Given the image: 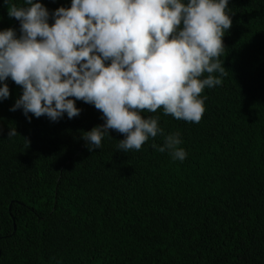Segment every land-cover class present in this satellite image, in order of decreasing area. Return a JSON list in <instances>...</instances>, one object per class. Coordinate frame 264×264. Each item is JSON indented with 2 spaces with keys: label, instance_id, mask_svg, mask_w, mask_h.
Wrapping results in <instances>:
<instances>
[{
  "label": "trees",
  "instance_id": "1",
  "mask_svg": "<svg viewBox=\"0 0 264 264\" xmlns=\"http://www.w3.org/2000/svg\"><path fill=\"white\" fill-rule=\"evenodd\" d=\"M21 4L22 0H12ZM49 11L71 0H42ZM222 84L205 88L199 123L157 113L183 161L151 147L117 151L110 130L89 151L79 116L31 120L0 101V264H264V0H230ZM52 21L50 20V23ZM19 22L0 0V30ZM10 128L17 134L8 138ZM162 144V137L155 138Z\"/></svg>",
  "mask_w": 264,
  "mask_h": 264
},
{
  "label": "clouds",
  "instance_id": "2",
  "mask_svg": "<svg viewBox=\"0 0 264 264\" xmlns=\"http://www.w3.org/2000/svg\"><path fill=\"white\" fill-rule=\"evenodd\" d=\"M230 0H71L53 11L42 0H4L19 22L0 30V101L7 81L22 89L11 111L58 122L92 105L103 124L82 132L88 150L110 130L123 135L117 151L151 147L183 161L179 132L165 133L157 113L199 123L205 88L227 74L220 57L232 26ZM50 20L52 21L50 23ZM17 134L10 128L8 138ZM163 143L157 144L156 137Z\"/></svg>",
  "mask_w": 264,
  "mask_h": 264
}]
</instances>
